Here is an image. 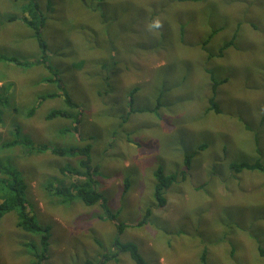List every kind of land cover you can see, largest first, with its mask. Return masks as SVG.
<instances>
[{"label":"rangeland","instance_id":"1","mask_svg":"<svg viewBox=\"0 0 264 264\" xmlns=\"http://www.w3.org/2000/svg\"><path fill=\"white\" fill-rule=\"evenodd\" d=\"M37 2L49 6L53 33L41 36L63 89L44 79L43 64L0 63V93L9 94L0 135L9 138L17 123L36 146L91 142L96 187L115 216L54 192L73 178L60 169L80 156L1 149L0 162L21 172L26 209L47 229L42 264H133L115 238L134 242L145 264H199L203 250L207 264H264V170L229 167L264 164V0ZM20 3L0 0V54L33 62L42 53L35 38L4 26ZM153 18L163 28L149 32ZM48 92L56 95L37 103ZM53 108L79 111L80 137L72 118H46ZM157 167L177 174L164 205L153 195ZM16 221L17 209L0 217V264H31L41 251V233Z\"/></svg>","mask_w":264,"mask_h":264},{"label":"trees","instance_id":"2","mask_svg":"<svg viewBox=\"0 0 264 264\" xmlns=\"http://www.w3.org/2000/svg\"><path fill=\"white\" fill-rule=\"evenodd\" d=\"M22 3H20V10L18 12H13V16L9 17L11 20H16V22H13V24L7 25L4 24L6 29L8 27H13L15 31L18 29H23L24 27L28 31V39L35 38L34 42L37 44L38 48L41 49L42 53L39 58H37L35 61H22L14 56H7L0 54V63L7 61V62H13L16 65L19 66H26L28 64L36 63V64H43L50 75L45 77V80L53 81L56 80L60 81V71L55 66L51 65V63H48L45 55H46V49H47V42L43 39L41 36L42 31L53 33V26H48L47 21H49L50 17L46 16V12L49 10V6H46L45 10L44 8H41L40 4H38L37 0H19ZM47 3L50 4V0H47ZM26 13V15H24ZM48 18V19H47ZM104 22V21H103ZM3 24V21L1 22ZM9 28V29H10ZM45 28V30H44ZM0 31H2L0 29ZM113 42V41H112ZM114 43V42H113ZM104 64V63H103ZM108 64V62H105L104 65ZM213 80V87L215 88L218 81L217 79ZM13 82V81H12ZM60 85V83H59ZM60 87L63 89V87L60 85ZM136 88H132L130 91V103L132 102V94ZM3 91H8L7 88H5ZM64 95V102L67 106L73 108H77L78 104L71 100L69 95L66 93V91H62ZM214 92V91H213ZM56 95V92H48V93H42L39 95V101L48 98L53 97ZM9 94L8 92H2L0 93V126L3 123V117L1 112V107L8 101ZM159 96L157 97V106H159ZM36 103V104H37ZM210 108H213L216 112L220 111L217 103L214 100V96L210 97L209 99ZM35 109L34 104L28 107L25 118H29L32 116ZM138 110H146L145 108H139ZM70 117L72 118V126L69 128L70 130H74L78 137L79 130H80V113L79 111L71 112L65 108H53L51 109L47 114L46 118L52 119L55 117ZM9 127H13L12 135L7 139H2L0 135V150L1 149H7L13 146L22 147V152L24 151V154H29L34 151H38L40 149H46L48 152L60 155V156H80L78 160V166H68V167H62L60 169L64 174H69L73 176L72 180L68 182L66 185H57L54 187V192L57 195L63 196L64 198L70 199L73 196H77L84 202L86 205L89 204H95L99 202L104 206V210L106 212V217H115L110 210L106 206V199L102 196V194L99 192V190L96 187V181H95V175L96 171L99 168V164H92L91 159V152L90 149L92 147V143L89 141H85L82 144H71V145H57V146H36L34 145V141L26 136L25 134H22L20 132L21 127L19 124H12L11 126L8 124ZM184 164L186 167H189L190 164V155L185 154L184 155ZM229 167L239 172L243 169H250V170H264V164H261L260 162H239V163H232L229 165ZM153 176L155 178L154 188H153V195L156 200V203L158 205H164L166 202L165 197V191L167 187L175 181L177 178L176 173H164L161 167H157L153 171ZM24 188H25V182L23 180V177L21 175V172L15 167L10 165L8 162H0V217L5 214L6 212H9L13 209H17V221L16 225L24 230H30V231H37L41 233L40 236V243H41V251L40 253H35L36 260L32 262L31 264H42L43 261L47 258V229L40 225L34 218L33 215H31L28 210L26 209L24 205ZM149 209L146 210L145 214L143 215L142 219L136 222L135 224H141L146 216L149 214ZM128 225V224H127ZM119 231L121 232L122 228L126 226L125 223L119 222ZM47 228V227H46ZM114 245L118 247L122 251L128 252V255L132 261L133 264H145V261L143 260L142 256L137 250V246L132 241H120L119 238H115L113 241ZM263 252L264 250L261 249ZM206 251L203 250L200 255V262L199 264H207L206 258H205ZM264 254V252H263ZM107 258V257H105ZM103 261L99 262V264H102ZM82 264H94L90 260L86 259Z\"/></svg>","mask_w":264,"mask_h":264},{"label":"clouds","instance_id":"3","mask_svg":"<svg viewBox=\"0 0 264 264\" xmlns=\"http://www.w3.org/2000/svg\"><path fill=\"white\" fill-rule=\"evenodd\" d=\"M163 23L159 18H153L151 22L147 25V29L149 32H153L154 30L162 29Z\"/></svg>","mask_w":264,"mask_h":264}]
</instances>
